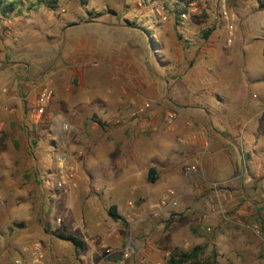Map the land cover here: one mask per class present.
Listing matches in <instances>:
<instances>
[{"label":"crops","instance_id":"crops-1","mask_svg":"<svg viewBox=\"0 0 264 264\" xmlns=\"http://www.w3.org/2000/svg\"><path fill=\"white\" fill-rule=\"evenodd\" d=\"M253 2L259 10L253 8L257 16L246 19L249 20V34L236 38L233 34L231 41L222 21L221 27L212 29L205 41L199 42L194 36L196 24L193 19L170 18L158 20L154 35L148 34L145 48L143 26L133 28V21L121 19L109 29H114L128 41L125 45L110 48L105 54L109 59L108 69L106 64L93 68L84 62L97 51L88 45L95 40L78 38L73 41L75 46L70 53L65 52L47 67L49 80L46 83L51 96L41 115H36L35 104L43 84L36 85L35 81L43 73L36 77L34 71L28 83L20 84L17 80V83L13 81L2 88L0 103L4 112L0 110V126L12 124L13 129H17L19 124L29 120L32 123L30 128H38L35 132L30 129V133H34L39 141L44 136H50L49 139L54 141L52 137L59 135L60 124L69 125L76 135L77 156L72 155L73 148L67 137L61 151L67 161L76 158L79 167L84 168L88 177L85 186L91 188L95 199H111L117 205L115 209L120 219L110 234L120 226L133 231L131 224L134 220L129 214L133 197L154 194L158 201L167 190H172L171 187L177 191L182 188L181 192L173 191L178 198L188 192L190 206L170 219L167 235L172 237L169 238L171 249L187 252L199 247L200 254L213 257L214 264H264V241L251 230L256 213L264 211V200L255 202L248 196V188L264 184V176L259 174L264 171V16L259 14L264 7L258 1ZM140 4L138 2L137 6ZM81 20L84 24L102 26L97 21ZM78 24V19H67L61 27ZM136 30L139 34L135 33ZM150 43L159 50L157 61L161 71H153L157 88L172 90L170 102L178 107L173 108L176 113L174 121L165 129L159 131L158 128L153 142L125 130L129 118L144 116L149 109L148 105L141 113L132 115L142 106L139 104L136 110L129 111V102L132 86L146 85V81L135 76L143 77L149 73V54L143 49L148 52ZM86 46L90 48L84 53ZM186 61L188 66H185ZM70 78L77 81L75 89L68 85ZM115 120L118 123L112 125ZM101 123L107 125L99 130L97 127ZM152 123H149L151 128ZM144 145L149 150L140 154ZM6 155L5 149H0L5 167L4 170L2 165L0 168V186L4 188L10 185L6 171L13 170L12 164L6 163ZM118 155L124 158L120 161L116 159ZM50 167L40 169L36 174L38 186L45 192L59 180L58 169ZM148 167L155 169L156 182L160 185L153 194H135L134 187L142 185ZM226 181L231 182L224 189L237 186L240 195L226 203L228 207L224 212L207 209L205 197L211 186ZM64 185L65 188L72 186L66 182ZM13 189L9 186L1 191L4 194ZM12 197H18L24 203L30 201L28 192L23 189L13 190ZM202 205L206 208L204 211ZM121 211H124L122 215ZM6 214L2 202L0 264H11L22 248L34 242L41 245L48 242L47 235H40V228L25 207L9 209ZM92 220L84 216L76 226L83 243L88 244L87 251L76 259L77 264H165L161 257L166 258L169 251L163 249L168 246L162 245L163 241L154 247L147 246L145 260L129 257L133 254L130 238L122 248L95 246L88 231L97 236L101 229H98L100 221ZM55 221L58 226L60 219ZM8 222L17 224L12 228ZM52 253L51 264L58 263L59 255ZM100 253L102 257L97 260Z\"/></svg>","mask_w":264,"mask_h":264},{"label":"rangeland","instance_id":"rangeland-1","mask_svg":"<svg viewBox=\"0 0 264 264\" xmlns=\"http://www.w3.org/2000/svg\"><path fill=\"white\" fill-rule=\"evenodd\" d=\"M8 1H14L15 8L7 13L0 11L1 93L2 88L13 81L17 83L18 80L20 84L28 83L34 71L36 72V77L39 76L40 73H43L40 77L42 78L41 81L40 78L35 81L36 85H40V82L42 85L44 81L47 79L49 80V78H47L49 68L47 67L56 59L63 56L65 52L70 53L75 46L73 41L78 38L95 40L94 43L88 42V45L95 48L97 51L89 59L86 58L84 62L93 68H101L102 65L106 64V68L108 69L109 59L105 57V54L108 53L110 48H117L122 45V43L125 45V41H128L124 39V36H120V33L114 31V29L110 30L109 26L115 25L116 22L121 19L133 21L134 23L132 26H135L133 28L139 29V26H143V31L145 30L143 33L145 45L146 42H148V34L154 35V26L159 24L158 20L166 21L170 18L175 19V11H177V7L174 4L171 5L162 0H153L152 2H146L145 0H55V3L49 2V0ZM221 1L222 0L189 1L194 4L193 10L189 12L185 10L184 13L186 19H193V22L196 24L194 36H196L199 42L205 41L207 38L203 36L204 32L209 30L210 33L212 29L221 27L223 24L220 23L221 19L219 16L222 5L233 15L235 38L243 34H249L250 29H248L247 22L257 16V12H254L255 10H259L257 5L251 0H223V3H221ZM138 2L141 3V6H137ZM58 10H63V13H58ZM259 14L263 17L264 11L262 10ZM247 18H249V20L246 21ZM67 19L68 21L69 19H78L80 24L67 28L65 26L61 27ZM81 19L97 21L102 23V26L84 24L82 23L84 20ZM135 33L139 34L138 30H136ZM90 47L86 46L84 48V53L88 52L87 49ZM144 47L146 48V45ZM150 47L148 46V52L147 49H143V52L149 54L147 63L149 65L148 67H150L148 70L149 73L147 76L144 75L143 77L138 75L135 76L136 79L142 78L146 81V85H142L140 88H134L131 85L133 94L130 99L131 102H129V111L136 110V107L144 102L148 103L149 109L144 116L129 118L125 130H131V133L136 132L147 141L152 140L153 142L155 141L157 129L159 128L160 131L171 124L163 122L164 114L166 112H174L176 116L173 108L177 109L178 107L170 102V98L173 97L174 93L172 90H169V88H164L162 90L157 88L156 73L154 74L153 71H161L157 61L159 50L156 49L155 45L152 46L151 43ZM185 66H188L187 61ZM11 85L12 84L8 86ZM68 85L70 88L75 89L77 87V81L74 78H70L68 80ZM3 107L4 106H1L0 103V110L3 109ZM263 114L264 111L262 112V115ZM150 121L154 123H152L154 125L152 127L153 129L149 124ZM140 122H142V125L139 124ZM111 124L116 125L113 121ZM31 125L32 123L28 120L19 124L17 129H13L12 124L0 126V149H5L7 154L6 163H11L13 167L11 172L6 171L8 173L6 174V179L10 184L9 186L14 187L13 190L17 188L18 190L23 189L25 192H28V199H30V201L24 203L18 200V197H12L13 190H7L3 194L1 189H8L9 186L5 188L0 186V196L3 200V211L6 216L9 209L17 210L19 207H25L27 212L33 215L34 224L40 228V235H47L48 242L45 241L43 245L39 242H34L39 246L43 264H51L52 252H54L55 255L57 253L60 258L59 262L55 264H77L76 259L87 251L88 244L83 243L82 252L76 254L69 243L57 239L54 237L53 233L61 231L71 234L82 241V236L78 229H76V226L84 216L90 220L96 218V222L100 221L98 229H101V232L97 236L88 231L90 239L95 246L104 245L109 248H111V246L122 248L125 241L130 238V247L133 248V254L129 255V257L136 256L143 260L146 259L148 252L147 246H150L149 244L154 247L156 243L163 241L162 245H168L163 249L167 251L171 249V245L169 244L172 243V241L169 238L172 237L167 235L168 224L172 216H179L181 211L189 208L188 192H184V194L180 195L176 206L167 208L157 213L155 216H152L151 212L155 210L157 204V198L153 193H155L160 184H158L156 180L154 183L150 184L144 179L141 183L142 185L134 187L135 194L153 195L144 197H136L134 195L135 198L133 197L129 210L130 218L134 220L131 224L133 231L130 232L125 226H120V229L114 230V232L110 234L113 225L119 223V221L110 219L107 210L112 206L116 208L117 205L112 202L111 199H95L93 197L94 192L91 191V188L85 186L88 177L84 168H82V166L79 167L76 158L72 161H67L64 152L61 151L62 144H64L68 138V142L73 148L72 155L74 157L77 156L79 148L74 140V137H76L75 133L69 129V125L61 123L59 135L52 137L54 141L49 139L50 136H44L43 139L39 141L34 133H30V129L35 132L38 128H34V126L30 128ZM105 125L107 124L101 123V126L97 125V128L105 127ZM119 126L120 125H118V127ZM26 128H29V130H26ZM40 131H43L42 128H40ZM145 149H147L148 152L149 149L144 145L142 152L139 151V153H144ZM120 156L122 158H120ZM61 157H65L66 163L72 167L75 177L74 182L71 184L67 183L72 185L67 188H65L66 185L62 188H57L56 185H53L49 189L47 188L45 192V190L39 188V181L36 180V174L40 169H44L48 166L58 169L57 158ZM123 158L122 155L116 156V159L120 161ZM1 165L2 170H4V162L0 157V168ZM148 168H146V172ZM259 174H261V177L264 176V171H261ZM54 183L55 182H53V184ZM161 183L163 182L161 181ZM236 187H227L230 199L219 200V204L213 207L214 211L224 212L227 210L226 208L228 205L226 206V203L230 202L231 199L233 200V197L240 195ZM171 189L176 192L182 190L181 188L177 191L174 187H171ZM248 189V196L251 197L252 201L264 200V184L261 186H253ZM80 190H83L82 193H80ZM124 205L123 203L122 206ZM205 207L202 205L203 211L206 209ZM262 207L264 208V202ZM123 213L124 211H121V215ZM140 215H142V218H139ZM256 215V221L251 225L261 222L264 219V211L258 214L256 213ZM57 218L60 219L58 226L55 225V220ZM155 218L158 219L155 220ZM7 224L14 228V224L17 223L8 222ZM18 224L24 225L21 222H18ZM44 228H47L48 231L45 232ZM114 241H116L115 245L113 244ZM101 254L102 253L99 254L97 260L99 257H102ZM164 258L165 257H161V261L166 259ZM199 258L208 259L211 257L202 256V254H200ZM102 264H105V262Z\"/></svg>","mask_w":264,"mask_h":264},{"label":"built area","instance_id":"built-area-1","mask_svg":"<svg viewBox=\"0 0 264 264\" xmlns=\"http://www.w3.org/2000/svg\"><path fill=\"white\" fill-rule=\"evenodd\" d=\"M153 0H146V2H152ZM163 2H167L169 4H174L176 7L180 6L185 9L187 12L193 10V2H188L187 4H180L177 0H162ZM258 1L260 3L264 2V0H252ZM223 3V0L221 1ZM161 8V7H160ZM219 16L221 21L224 24V28L228 37V40L231 41L233 38V34L235 31L234 26V18L233 15L228 12L224 6L222 5ZM185 13L182 12L179 14V20H185ZM9 22V21H8ZM48 81V80H46ZM46 81L43 82V87L40 89L38 96L36 97L35 104V112L36 115H41L43 113V109L45 104L48 102L51 96V92L48 89V83ZM141 108L132 113V115H136L141 113L144 109L148 108V103L144 102L141 104ZM175 114L174 112H166L163 116V122L166 124H170L174 121ZM115 124L118 123L117 120L114 121ZM65 128V127H64ZM58 164V172H59V180L56 182L57 188H62V186L66 183L74 182V173L71 166L66 163L65 157H61L57 159ZM191 170V168H190ZM231 181H226L220 184H213L211 186V190L209 194L205 197V206L207 209H212L215 205L219 204V200L230 199V194L224 189L226 185H229ZM178 201V197L173 190H167L163 196L157 201L155 206V210L151 212L152 216H155L157 213L164 211L167 208H171L176 206ZM2 205V200L0 198V207ZM252 232L259 237L262 241H264V219L261 222L254 223L251 226ZM11 264H43L42 263V255L39 249L38 244H31L29 247L22 248L20 250V255H17L11 260ZM160 264V263H158Z\"/></svg>","mask_w":264,"mask_h":264},{"label":"trees","instance_id":"trees-1","mask_svg":"<svg viewBox=\"0 0 264 264\" xmlns=\"http://www.w3.org/2000/svg\"><path fill=\"white\" fill-rule=\"evenodd\" d=\"M180 4H187L191 0H177ZM49 2L55 3V0H49ZM260 6L264 7V2L260 4ZM15 8L14 1H8V0H0V11H3V13H7L12 11ZM175 19L179 20V14L182 12H185V9H183L180 6H177V11H175ZM209 34V30L203 33V36ZM155 169L154 168H148L145 176V181L147 183H154L156 180L155 175ZM107 214L110 217V219L114 221H118L120 216L117 214L115 207H110L107 210ZM44 231L47 232V228H44ZM54 237L57 239L69 243L73 249V251L78 254L82 252L83 250V242L79 239H77L75 236L67 233H63L61 231H57L53 233ZM201 252V248L194 247L190 251L184 252L177 248H172L168 252V256L165 259V264H214V260L212 258L208 259H200L199 255Z\"/></svg>","mask_w":264,"mask_h":264}]
</instances>
